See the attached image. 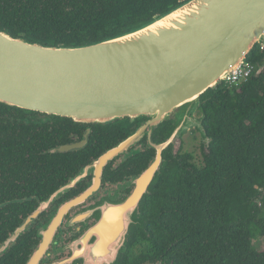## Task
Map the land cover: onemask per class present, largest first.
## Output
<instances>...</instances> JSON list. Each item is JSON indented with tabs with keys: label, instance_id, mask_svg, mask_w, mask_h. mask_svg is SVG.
<instances>
[{
	"label": "water",
	"instance_id": "95a60500",
	"mask_svg": "<svg viewBox=\"0 0 264 264\" xmlns=\"http://www.w3.org/2000/svg\"><path fill=\"white\" fill-rule=\"evenodd\" d=\"M256 44H264V0H187L80 47L42 45L0 30V103L84 123L143 116L151 127L171 122L168 139L152 145L154 160L135 182V192L108 207L103 218L104 236L114 238L109 244L122 248L129 227L139 225L137 206L162 151L189 127L205 139L201 118L192 117L201 95L224 82ZM132 139L104 154L97 168Z\"/></svg>",
	"mask_w": 264,
	"mask_h": 264
},
{
	"label": "trees",
	"instance_id": "16d2710c",
	"mask_svg": "<svg viewBox=\"0 0 264 264\" xmlns=\"http://www.w3.org/2000/svg\"><path fill=\"white\" fill-rule=\"evenodd\" d=\"M185 1L0 0V30L42 45L80 47ZM245 62L253 66L245 81L219 83L200 97L196 112L208 143L202 144L207 153L199 164L192 153L169 154L155 175L151 195L140 205L144 213L149 210L145 231L130 235L140 247L135 264H264V251L253 247L255 237L264 241V50L259 44ZM10 109L18 111L0 105V112ZM172 130L164 121L155 135L168 138Z\"/></svg>",
	"mask_w": 264,
	"mask_h": 264
},
{
	"label": "flooded vegetation",
	"instance_id": "af4514ba",
	"mask_svg": "<svg viewBox=\"0 0 264 264\" xmlns=\"http://www.w3.org/2000/svg\"><path fill=\"white\" fill-rule=\"evenodd\" d=\"M0 105L18 110L0 112V264H135L140 247L130 235L145 231L149 210L140 205L148 201L153 181L137 206L139 225L129 227L122 248L115 241L110 245L114 238H106L100 226L108 207L135 192V182L154 160L152 145L168 139L155 135L163 122L151 127L143 116L84 123ZM131 137L97 168L104 154ZM182 151V144H171L160 166ZM202 152L207 153L203 146L200 158L192 154L197 164Z\"/></svg>",
	"mask_w": 264,
	"mask_h": 264
},
{
	"label": "rangeland",
	"instance_id": "374dc122",
	"mask_svg": "<svg viewBox=\"0 0 264 264\" xmlns=\"http://www.w3.org/2000/svg\"><path fill=\"white\" fill-rule=\"evenodd\" d=\"M192 117L200 120V116H198L197 112H194ZM174 144L176 148L182 144L183 151L194 154L197 156V159L200 158L202 144L206 148V142L202 133L194 127L187 128L181 136L176 138ZM253 247L258 251H264V241L262 238L255 237L253 240Z\"/></svg>",
	"mask_w": 264,
	"mask_h": 264
},
{
	"label": "built area",
	"instance_id": "2783aa9c",
	"mask_svg": "<svg viewBox=\"0 0 264 264\" xmlns=\"http://www.w3.org/2000/svg\"><path fill=\"white\" fill-rule=\"evenodd\" d=\"M260 50H264V44L260 45ZM253 66L246 63L237 65L230 73L226 76L224 83L229 86H238L242 81H245L252 73Z\"/></svg>",
	"mask_w": 264,
	"mask_h": 264
}]
</instances>
